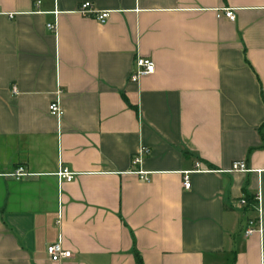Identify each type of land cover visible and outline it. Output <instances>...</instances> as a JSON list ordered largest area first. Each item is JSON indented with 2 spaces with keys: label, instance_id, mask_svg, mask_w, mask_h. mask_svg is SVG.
Returning <instances> with one entry per match:
<instances>
[{
  "label": "crops",
  "instance_id": "1",
  "mask_svg": "<svg viewBox=\"0 0 264 264\" xmlns=\"http://www.w3.org/2000/svg\"><path fill=\"white\" fill-rule=\"evenodd\" d=\"M88 2L105 24L78 13ZM0 11V264H56L57 243L62 264H264V0ZM138 58L155 72L136 84ZM239 161L250 172H230ZM258 192L263 232L246 237Z\"/></svg>",
  "mask_w": 264,
  "mask_h": 264
},
{
  "label": "built area",
  "instance_id": "2",
  "mask_svg": "<svg viewBox=\"0 0 264 264\" xmlns=\"http://www.w3.org/2000/svg\"><path fill=\"white\" fill-rule=\"evenodd\" d=\"M40 2L37 3V5ZM78 13L85 17V18H93L96 21H98L101 24H105L109 17H110V12H99L94 9L91 3H84L80 9L78 10ZM0 14L1 11H0ZM224 15L226 19H228L230 22H235L236 21V15L234 10L232 9H226L224 10ZM48 29L50 31H55L56 26L55 25H48ZM155 72V64L152 60L150 59H145V58H138L135 62V70L134 73L132 74L130 80L132 83H139L140 80L145 77L154 74ZM49 112L50 114L57 118L58 120H61L64 112L60 106L59 102H54L49 106ZM149 150L145 147L141 148L140 151L138 152L137 156L134 158V165H138L142 162V156L145 154H148ZM230 172L233 173H248L250 170L248 169L247 165L245 162H234L232 164ZM140 178L142 180H148L147 174L144 172H140ZM29 176L28 173L25 172L24 168H19L17 169L14 174L12 175V178L15 179L16 181H21L24 178H27ZM77 175L70 171L66 167L60 168L59 172L57 173V177L60 182H66V183H71L72 181L75 180V177ZM184 189L190 190L191 188V183L189 179V173H186V176L184 178ZM255 203H256V209L259 214V218L256 220H248L246 230H245V236L249 237L253 235L256 232H263V221H262V208H261V193L258 192L257 196L255 197ZM242 206H246L248 204L247 200H242L241 202ZM47 254L50 258V260L56 264H62L64 260H68L72 258V253L65 250L63 246L60 243L53 244L48 246L47 248Z\"/></svg>",
  "mask_w": 264,
  "mask_h": 264
},
{
  "label": "trees",
  "instance_id": "3",
  "mask_svg": "<svg viewBox=\"0 0 264 264\" xmlns=\"http://www.w3.org/2000/svg\"><path fill=\"white\" fill-rule=\"evenodd\" d=\"M248 203L249 204L252 203V199H248ZM135 257H136L137 262L139 264H142V259H141L140 255L137 252L135 253Z\"/></svg>",
  "mask_w": 264,
  "mask_h": 264
}]
</instances>
